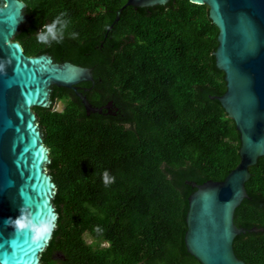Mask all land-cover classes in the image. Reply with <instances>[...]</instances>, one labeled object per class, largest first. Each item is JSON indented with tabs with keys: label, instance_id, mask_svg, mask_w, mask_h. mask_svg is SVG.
Segmentation results:
<instances>
[{
	"label": "trees",
	"instance_id": "obj_1",
	"mask_svg": "<svg viewBox=\"0 0 264 264\" xmlns=\"http://www.w3.org/2000/svg\"><path fill=\"white\" fill-rule=\"evenodd\" d=\"M22 1L25 20L14 39L24 53L90 67L93 83L78 90L93 106L112 103L86 113L71 88L53 85L52 103L33 107L58 213L41 264H200L183 240L195 189L188 182L224 179L240 144L233 120L211 97L226 86L212 54L218 29L208 6ZM57 17V38L38 42ZM105 170L115 177L107 187ZM249 171L233 221L262 230L236 235L233 250L245 264H264V156Z\"/></svg>",
	"mask_w": 264,
	"mask_h": 264
},
{
	"label": "water",
	"instance_id": "obj_2",
	"mask_svg": "<svg viewBox=\"0 0 264 264\" xmlns=\"http://www.w3.org/2000/svg\"><path fill=\"white\" fill-rule=\"evenodd\" d=\"M168 0H126L122 6H151ZM208 6L217 27L215 65L223 71L226 89L216 98L239 133V161L224 179L194 187L185 214L186 250L200 264H245L233 250L239 233L261 231L233 221L235 208L247 197L249 167L264 156V0H189ZM22 0H0V264H41L56 226L52 202L56 185L47 170L48 147L33 111L48 107L52 86L71 88L86 113L110 110L112 103L93 106L78 90L93 83L90 67L54 61L49 53L26 55L14 39L25 15ZM121 8L116 12L119 14ZM115 19V20H116ZM23 206L31 224L44 222L50 233L34 237L31 228L17 230L14 220ZM12 218V219H10Z\"/></svg>",
	"mask_w": 264,
	"mask_h": 264
},
{
	"label": "clouds",
	"instance_id": "obj_3",
	"mask_svg": "<svg viewBox=\"0 0 264 264\" xmlns=\"http://www.w3.org/2000/svg\"><path fill=\"white\" fill-rule=\"evenodd\" d=\"M61 23L59 17L53 20V22L49 25L45 26V30L39 33L36 37L37 41L43 44H46L48 42L49 37L52 39L57 38V28L56 25ZM103 177V182L105 186H109L110 184L115 182V177L110 176L109 172L105 170L102 174ZM12 219V218H10ZM14 220L16 221H23V224L21 223H16L15 228L17 230H23V229H28L31 228V231L33 233V236L36 237L37 233L39 232V229L44 228V222H41L39 225H33L31 224L29 218L25 216V213L23 211V206L20 208V215L17 216ZM51 227L44 228V232L39 233L40 235H44L45 233H50L51 232ZM94 231L99 232V229H94Z\"/></svg>",
	"mask_w": 264,
	"mask_h": 264
},
{
	"label": "flooded vegetation",
	"instance_id": "obj_4",
	"mask_svg": "<svg viewBox=\"0 0 264 264\" xmlns=\"http://www.w3.org/2000/svg\"><path fill=\"white\" fill-rule=\"evenodd\" d=\"M41 256V255H40ZM52 257L53 258H60L61 257V253L60 252H54L53 254H52ZM40 263H41V258H40Z\"/></svg>",
	"mask_w": 264,
	"mask_h": 264
},
{
	"label": "rangeland",
	"instance_id": "obj_5",
	"mask_svg": "<svg viewBox=\"0 0 264 264\" xmlns=\"http://www.w3.org/2000/svg\"><path fill=\"white\" fill-rule=\"evenodd\" d=\"M55 108L56 109H58V110H60L61 108H62V104L60 103V102H56V104H55ZM89 239L87 238V241H88Z\"/></svg>",
	"mask_w": 264,
	"mask_h": 264
}]
</instances>
